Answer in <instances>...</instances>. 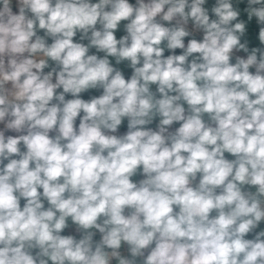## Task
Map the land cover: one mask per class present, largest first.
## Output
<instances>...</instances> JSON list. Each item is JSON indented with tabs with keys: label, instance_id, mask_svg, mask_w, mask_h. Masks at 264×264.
<instances>
[{
	"label": "clouds",
	"instance_id": "1",
	"mask_svg": "<svg viewBox=\"0 0 264 264\" xmlns=\"http://www.w3.org/2000/svg\"><path fill=\"white\" fill-rule=\"evenodd\" d=\"M0 264H264V0H0Z\"/></svg>",
	"mask_w": 264,
	"mask_h": 264
},
{
	"label": "crops",
	"instance_id": "2",
	"mask_svg": "<svg viewBox=\"0 0 264 264\" xmlns=\"http://www.w3.org/2000/svg\"><path fill=\"white\" fill-rule=\"evenodd\" d=\"M85 98H87V94L85 95ZM125 130L124 128L121 129V131Z\"/></svg>",
	"mask_w": 264,
	"mask_h": 264
}]
</instances>
